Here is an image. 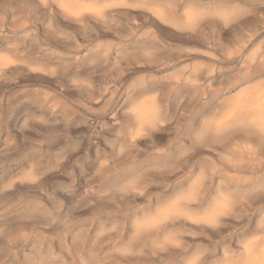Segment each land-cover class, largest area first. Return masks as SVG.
<instances>
[{
	"label": "rangeland",
	"instance_id": "1",
	"mask_svg": "<svg viewBox=\"0 0 264 264\" xmlns=\"http://www.w3.org/2000/svg\"><path fill=\"white\" fill-rule=\"evenodd\" d=\"M263 59L264 0H0V264H254Z\"/></svg>",
	"mask_w": 264,
	"mask_h": 264
},
{
	"label": "bare ground",
	"instance_id": "2",
	"mask_svg": "<svg viewBox=\"0 0 264 264\" xmlns=\"http://www.w3.org/2000/svg\"><path fill=\"white\" fill-rule=\"evenodd\" d=\"M57 3H60L61 5H64L66 3H80L84 0H54ZM250 10V9H249ZM94 12V11H93ZM231 12V11H230ZM238 12V11H237ZM230 14V13H229ZM228 14V15H229ZM203 15V14H202ZM228 17V16H227ZM185 18V17H184ZM183 25V24H182ZM161 43V42H160ZM262 58V57H260ZM264 61V59H263ZM112 69V68H111ZM255 71H257L255 69ZM165 72V71H164ZM251 72V71H250ZM157 77V76H156ZM222 80V79H221ZM133 83V82H132ZM19 86V85H18ZM42 90V89H41ZM245 91V90H244ZM262 92V91H261ZM260 92V93H261ZM246 93V92H245ZM257 93V92H256ZM55 94V93H54ZM260 95V94H258ZM256 96V95H255ZM254 96V98H255ZM264 96V95H263ZM250 98V97H248ZM253 99V98H252ZM259 99V98H258ZM153 103H149L148 105H140L138 107H134V114H135V119H136V124H137V130H142L144 129V127H153L156 123L157 120V113L156 110L154 108V106L152 105ZM237 105V104H236ZM234 105V107L236 106ZM243 105V104H242ZM247 105V104H246ZM243 107V106H242ZM247 107V106H246ZM249 107V105H248ZM253 108V107H252ZM244 109V108H243ZM247 110V109H246ZM249 110V109H248ZM242 111V110H241ZM245 111V110H244ZM243 111V113H244ZM174 112V111H173ZM238 115V114H237ZM242 115V114H241ZM247 116V115H246ZM251 116V115H250ZM253 116V114H252ZM251 116V117H252ZM114 117V116H113ZM251 119V118H250ZM253 121V123L256 126H259V128L264 132V99H260L257 102V113L255 115V117L253 119H251ZM236 122V121H235ZM232 124V123H231ZM252 126V125H251ZM204 127V126H203ZM228 127V126H227ZM217 128V127H216ZM225 128V127H224ZM203 129V128H202ZM201 129V130H202ZM117 132V131H116ZM204 132V131H203ZM262 133V132H261ZM128 145V144H127ZM119 154V153H118ZM116 158V157H115ZM46 175V174H45ZM37 179V178H36ZM132 181V180H131ZM125 185V184H124ZM121 186V185H120ZM107 194V193H106ZM180 198V196H179ZM225 204V203H224ZM224 206V205H223ZM225 207V206H224ZM214 210H210V212H208V217L207 219H213L217 214L218 211L220 212L221 208L223 209L222 205L218 204L217 207L214 206ZM178 217V216H177ZM209 219V220H210ZM135 227V226H134ZM254 232V231H253ZM256 259V256H255ZM123 260V259H122ZM210 260V259H209ZM194 263V262H193ZM250 264V263H249ZM254 264H264V251L260 254V256L256 259V261L254 262Z\"/></svg>",
	"mask_w": 264,
	"mask_h": 264
},
{
	"label": "snow or ice",
	"instance_id": "3",
	"mask_svg": "<svg viewBox=\"0 0 264 264\" xmlns=\"http://www.w3.org/2000/svg\"><path fill=\"white\" fill-rule=\"evenodd\" d=\"M262 126H264V125H262Z\"/></svg>",
	"mask_w": 264,
	"mask_h": 264
}]
</instances>
